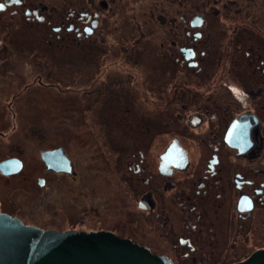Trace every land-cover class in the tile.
Segmentation results:
<instances>
[{"label": "flooded vegetation", "instance_id": "obj_1", "mask_svg": "<svg viewBox=\"0 0 264 264\" xmlns=\"http://www.w3.org/2000/svg\"><path fill=\"white\" fill-rule=\"evenodd\" d=\"M41 47L78 65L76 93L55 94L106 129L126 197L122 234L84 219L65 231L110 232L171 264L264 251V0H0V80L14 84L0 88V213L24 224L53 180L83 186L81 134L31 121L50 86L17 92L25 78L9 72V54Z\"/></svg>", "mask_w": 264, "mask_h": 264}, {"label": "rangeland", "instance_id": "obj_2", "mask_svg": "<svg viewBox=\"0 0 264 264\" xmlns=\"http://www.w3.org/2000/svg\"><path fill=\"white\" fill-rule=\"evenodd\" d=\"M39 53L35 54V58L30 57L28 51L23 49L19 50L17 55L9 54L13 55L9 59L11 67L9 72L22 74L21 78H25L21 82L18 81L20 85L17 87V92L24 84L34 82L50 86L49 90L44 92L45 94L35 92L36 106L31 121L35 120L37 124L49 127L52 131H66L68 138L78 133L81 134L83 149L76 156V160L84 169L83 186L79 189L70 186L68 181L63 183L59 179L53 180L51 194L41 200V207L35 209L33 217L24 215L23 218L28 225L60 232L71 227L78 228L79 221L84 219L87 230L113 229L122 234L124 223L128 220V218L124 219L126 197L119 182L118 173L113 174L106 163L107 150L103 146L106 129H95L92 124L88 123V115L91 112L81 109L75 95L63 96V98L70 97L64 100L55 94V91L59 92L57 94L76 93L78 86L75 72L78 65L73 60L70 63H62L58 57L55 58L60 54L52 52L49 48H42V52L39 51ZM5 71L7 72L6 69ZM7 74L8 72L3 75L7 78L0 80V88L13 87V80H9L13 76ZM117 131V137L119 135L129 136L125 130ZM107 133L111 140L114 137L111 130ZM35 204L34 202L33 206ZM132 217H134L133 214ZM136 235L141 237L139 232Z\"/></svg>", "mask_w": 264, "mask_h": 264}, {"label": "water", "instance_id": "obj_3", "mask_svg": "<svg viewBox=\"0 0 264 264\" xmlns=\"http://www.w3.org/2000/svg\"><path fill=\"white\" fill-rule=\"evenodd\" d=\"M59 152H47L43 159L55 160ZM4 164L0 166L3 169ZM6 168V167H5ZM67 165L55 168L66 171ZM264 262V251L241 264ZM0 264H171L147 248L110 232H64L24 224L0 213Z\"/></svg>", "mask_w": 264, "mask_h": 264}]
</instances>
